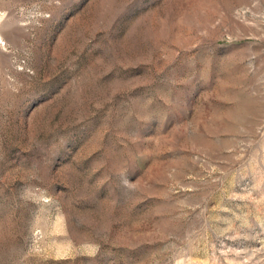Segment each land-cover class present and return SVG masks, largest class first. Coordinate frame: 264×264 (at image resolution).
I'll return each mask as SVG.
<instances>
[{
	"label": "rangeland",
	"instance_id": "rangeland-1",
	"mask_svg": "<svg viewBox=\"0 0 264 264\" xmlns=\"http://www.w3.org/2000/svg\"><path fill=\"white\" fill-rule=\"evenodd\" d=\"M0 264H264V0H0Z\"/></svg>",
	"mask_w": 264,
	"mask_h": 264
}]
</instances>
